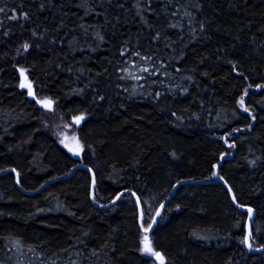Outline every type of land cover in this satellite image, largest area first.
<instances>
[{"label": "trees", "instance_id": "trees-1", "mask_svg": "<svg viewBox=\"0 0 264 264\" xmlns=\"http://www.w3.org/2000/svg\"><path fill=\"white\" fill-rule=\"evenodd\" d=\"M0 9V171L34 191L0 174L2 264H149L145 237L164 264H264V251L244 245L247 212L217 181L253 208L250 245L264 244V0H0ZM244 81L259 87L239 106ZM76 116L95 158L57 142V126ZM78 164L94 172L96 203L129 192L94 206L89 172L70 174ZM179 181L189 182L142 232L131 193L145 229Z\"/></svg>", "mask_w": 264, "mask_h": 264}, {"label": "rangeland", "instance_id": "rangeland-1", "mask_svg": "<svg viewBox=\"0 0 264 264\" xmlns=\"http://www.w3.org/2000/svg\"><path fill=\"white\" fill-rule=\"evenodd\" d=\"M18 71H19V79H20L19 88L22 89V90H25L27 93H29V91H31V93H33L32 80L28 77L27 71L25 69H18ZM233 72H234V74H238L235 70ZM244 82H245L246 85H248L250 83L248 81H244ZM22 84H25L26 86L25 87H21ZM27 84H30L31 87L27 88ZM258 87L257 86L256 87H252L250 85L246 86L244 88V92L242 91L243 94L241 93L242 96L238 99L237 105L240 106V101L244 99V97L246 96L248 90L255 91V89H257ZM47 101H50V100H48V99L39 100V99L36 98L37 105H45L44 102H47ZM78 117L81 118L79 120V122H77V119H76ZM82 120H83L82 116H76V117L72 118L71 123L65 122V123H62L61 125H58L57 129H55L57 137H58L57 142L65 150V152L68 153L70 156L77 157V158L80 157L81 158L83 151H85V149H87V152L91 155V157L95 158L96 155H95V151L92 148V146L87 145L88 148H86V145H84V143L78 137L77 129L75 130V127L77 125H79L82 122ZM175 184L173 186H175ZM228 186L230 187L229 184H228ZM172 187H171V189H172ZM175 188H174V191H175ZM93 189H94V187H93ZM89 192H90V189H89ZM121 192H123V191H120L118 193H121ZM246 217H247V215H246ZM137 218H138V221H140L142 219V212H141V215H139L138 214V210H137ZM245 221H246V218H245ZM251 222H252V220H251ZM251 222H250V227H249L250 235H251V232H252V224H251ZM139 228L141 230L142 227L139 226ZM244 234H245V228H244ZM139 238H141V236ZM201 238L203 240H211V239L213 240V237H211L209 235H206L207 239L205 238V236H202ZM148 242L150 243L152 252H147V251L144 250L145 246L142 243V240L140 239V242L138 243L140 254L143 255V256H147V257L149 256V261H148L149 264H164L165 263V256H164L163 252L156 247L155 238L148 239ZM259 246H261V245H259ZM255 247H258V246H255ZM153 253H159L160 256L157 257L156 255H153ZM0 264H2L1 258H0Z\"/></svg>", "mask_w": 264, "mask_h": 264}, {"label": "water", "instance_id": "water-1", "mask_svg": "<svg viewBox=\"0 0 264 264\" xmlns=\"http://www.w3.org/2000/svg\"><path fill=\"white\" fill-rule=\"evenodd\" d=\"M27 85H30V84H27ZM30 87H31V86H30ZM27 88H29V87L27 86ZM29 96L32 97V96H33V93H32L31 95L29 94ZM76 168H85V169L89 172V175H90V192H89V199H90L91 203H92L94 206H96V207H106V206H109V205H111L113 202H115V201L117 200V198H118L122 193L129 192V191L124 190L123 192L118 193V194H117V195H116V196H115V197H114L109 203H107V204H98V203H96V202L93 200V187H94V184H95V182H94V180H95V176H94L93 171H92L89 167H87V166H85V165H83V164H78V165H76L74 168H72L70 174H72V173L75 171ZM4 172H12V173H13V175H14V182H15V185H16V187H17L21 192H23V193H27V194H31V193L34 192V191H32V192H26V191H24L23 189H21V188L19 187V176H18V173H17L14 169H6V170H2V171H0V174H2V173H4ZM70 174H68V175H66V176H64V177H67V176H69ZM53 180H54V179H53ZM53 180H52V181H53ZM217 181L220 182V183L223 185V187L225 188V190H226V192H227V194H228V196H229V198H230V201H231L232 205H233L236 209H238V210L246 211V212H247V217H246V221H245V234H244V245H245L246 249H247L249 252H251V253H256V252L264 251V244L261 245V246H258V247H255V246L250 245V232H249V227H250V222H251V220H252V218H253V216H254V210H253V208H251L250 206H244V205H240V204H238V203L236 202V200H235V196H234L233 191L231 190V188L228 186V183H227L223 178H218ZM186 182H189V181H179V182H177V183L175 184V186L172 187V189H171L169 195L165 198V200L160 204V206H159V207L157 208V210L155 211V213H154V215H153V218H155V219L152 218L151 223H150V224L152 225V227L149 228L147 232H145L144 229L141 228L142 232H144V233H148V232H150V231L155 227L156 222H157V219H158V216H159V214H160V211H161V209L163 208V206L166 204V202L168 201V199L170 198V196L172 195V193H173V191H174V188H175L178 184H180V183H186ZM45 183H49V180H48L47 182H45ZM42 186H43V185H41L40 187H42ZM40 187H39V188H40ZM131 194H132V195L134 196V198H135V203H136V207H137V210H138V214L141 215V202H140L139 198H138L134 193H131ZM249 209H251V214H249ZM157 213H159V214H157ZM138 224H139V226H141V220L138 221ZM147 228H148V227H147ZM147 240H148V238H147ZM143 244H144V242H143ZM144 246H145V244H144Z\"/></svg>", "mask_w": 264, "mask_h": 264}, {"label": "snow or ice", "instance_id": "snow-or-ice-1", "mask_svg": "<svg viewBox=\"0 0 264 264\" xmlns=\"http://www.w3.org/2000/svg\"><path fill=\"white\" fill-rule=\"evenodd\" d=\"M0 11H3V9H0ZM25 86H26L25 84H22V85H21V87H25ZM27 86L30 88V85H27ZM29 94H30V95L32 94L31 91H29ZM44 103H45V107H50V106H51V102H50V101H47V102H44ZM241 103H243V100H241ZM245 110H247V109H245ZM76 119H77V122H79V120H80L81 118L78 117V118H76ZM214 175H215V174H214ZM157 214H159V213H157ZM249 214H251V209H249ZM153 219H155V218H153ZM151 227H152V225L149 224L148 228H145L144 231L147 232L148 229L151 228ZM144 244H145V248H144V250L147 251V252H152V249H151L150 243H149L148 240H147V237H145ZM153 255H156L157 257L160 256L159 253H153ZM161 259H162V258H161Z\"/></svg>", "mask_w": 264, "mask_h": 264}]
</instances>
